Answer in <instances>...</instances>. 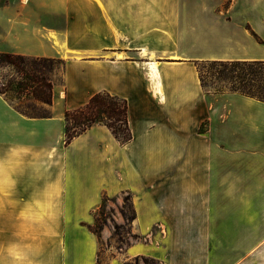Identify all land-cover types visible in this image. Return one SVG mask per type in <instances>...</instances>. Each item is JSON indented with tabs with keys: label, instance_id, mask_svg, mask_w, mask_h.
<instances>
[{
	"label": "crops",
	"instance_id": "obj_1",
	"mask_svg": "<svg viewBox=\"0 0 264 264\" xmlns=\"http://www.w3.org/2000/svg\"><path fill=\"white\" fill-rule=\"evenodd\" d=\"M2 52L66 66L49 117L0 93V264H100L89 225L122 193L150 239L107 264H264V101L206 92L196 66L264 61V0H0ZM104 90L133 139L95 123L66 145V110Z\"/></svg>",
	"mask_w": 264,
	"mask_h": 264
},
{
	"label": "trees",
	"instance_id": "obj_2",
	"mask_svg": "<svg viewBox=\"0 0 264 264\" xmlns=\"http://www.w3.org/2000/svg\"><path fill=\"white\" fill-rule=\"evenodd\" d=\"M253 34L260 40L256 33ZM65 66L66 61L62 58L32 57L2 52L0 68L7 69L10 73L3 76L0 81V93L26 116L49 117L54 86L59 72L64 71ZM196 66L201 85L206 92H239L264 101L263 60H201L196 62ZM65 118L66 145L95 123L107 126L122 144L133 139L128 100L106 90L96 92L88 102L78 108L67 109ZM108 198L107 195L104 196L97 210L95 223L89 225V229L97 235L99 240L102 239V232L108 225V219L104 217ZM120 212L125 223L133 227L137 211L130 193L127 194ZM123 227V225L115 224L119 243L124 241L121 237ZM142 258L146 264H150L147 257Z\"/></svg>",
	"mask_w": 264,
	"mask_h": 264
},
{
	"label": "rangeland",
	"instance_id": "obj_3",
	"mask_svg": "<svg viewBox=\"0 0 264 264\" xmlns=\"http://www.w3.org/2000/svg\"><path fill=\"white\" fill-rule=\"evenodd\" d=\"M10 71L7 69L0 68V81L3 79V76L8 75ZM57 83L63 82V71L61 70L58 74V78L56 80ZM127 193H122L118 196L109 197L106 201L104 217L108 219V225L105 226L102 232V239L100 240V253H101V261L100 264H107L109 252H121L126 253L128 247L135 243L136 241L143 240L146 242L149 241L150 237L146 236L147 239L144 240V235L137 233L138 231L127 225L125 220L120 212V208L125 202ZM96 212V216H97ZM115 224L123 225L124 227L121 229V237L123 238V242L119 243V237L115 233ZM139 235V236H138ZM138 236V237H136ZM109 251V252H108ZM150 264H158V261L150 256H147ZM139 262L140 264H146L142 257L132 258L126 264H135Z\"/></svg>",
	"mask_w": 264,
	"mask_h": 264
},
{
	"label": "bare ground",
	"instance_id": "obj_4",
	"mask_svg": "<svg viewBox=\"0 0 264 264\" xmlns=\"http://www.w3.org/2000/svg\"><path fill=\"white\" fill-rule=\"evenodd\" d=\"M119 57H120V55H119Z\"/></svg>",
	"mask_w": 264,
	"mask_h": 264
}]
</instances>
